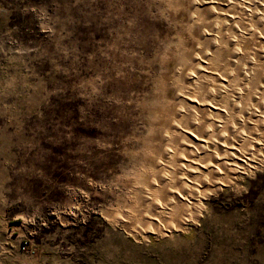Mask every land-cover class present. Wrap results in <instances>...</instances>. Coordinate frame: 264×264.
<instances>
[{
  "label": "rangeland",
  "instance_id": "1",
  "mask_svg": "<svg viewBox=\"0 0 264 264\" xmlns=\"http://www.w3.org/2000/svg\"><path fill=\"white\" fill-rule=\"evenodd\" d=\"M115 1L0 0V264H264L263 161L174 227L142 204L154 219L135 216L144 129L121 110L115 71L110 87L98 78L100 59L116 69ZM149 21L174 36L154 10Z\"/></svg>",
  "mask_w": 264,
  "mask_h": 264
},
{
  "label": "bare ground",
  "instance_id": "2",
  "mask_svg": "<svg viewBox=\"0 0 264 264\" xmlns=\"http://www.w3.org/2000/svg\"><path fill=\"white\" fill-rule=\"evenodd\" d=\"M131 1L108 5L111 26L121 23L110 48L116 69L100 59L98 78L105 84L115 71L121 110L133 106L144 129L130 155L135 216L154 219L143 205L161 228L174 227L194 218L207 190L264 162V0ZM127 4L135 13H124ZM152 10L173 37L155 35Z\"/></svg>",
  "mask_w": 264,
  "mask_h": 264
}]
</instances>
